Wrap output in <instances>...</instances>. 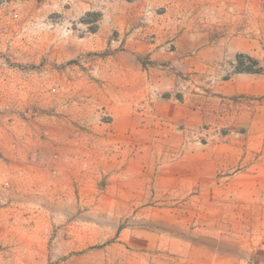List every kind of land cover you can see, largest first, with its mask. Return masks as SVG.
<instances>
[{"label":"rangeland","instance_id":"obj_1","mask_svg":"<svg viewBox=\"0 0 264 264\" xmlns=\"http://www.w3.org/2000/svg\"><path fill=\"white\" fill-rule=\"evenodd\" d=\"M0 264H264V0H0Z\"/></svg>","mask_w":264,"mask_h":264}]
</instances>
